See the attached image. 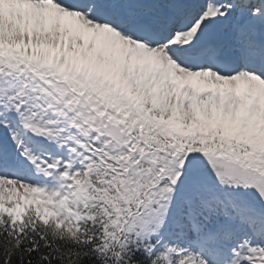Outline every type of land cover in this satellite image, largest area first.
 Masks as SVG:
<instances>
[{
	"label": "snow or ice",
	"instance_id": "snow-or-ice-1",
	"mask_svg": "<svg viewBox=\"0 0 264 264\" xmlns=\"http://www.w3.org/2000/svg\"><path fill=\"white\" fill-rule=\"evenodd\" d=\"M0 264H264V0H0Z\"/></svg>",
	"mask_w": 264,
	"mask_h": 264
}]
</instances>
